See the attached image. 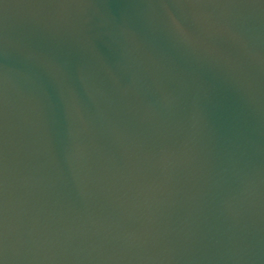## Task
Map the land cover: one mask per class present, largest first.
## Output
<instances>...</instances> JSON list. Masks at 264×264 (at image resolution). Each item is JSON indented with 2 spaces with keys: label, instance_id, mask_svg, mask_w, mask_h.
<instances>
[{
  "label": "water",
  "instance_id": "95a60500",
  "mask_svg": "<svg viewBox=\"0 0 264 264\" xmlns=\"http://www.w3.org/2000/svg\"><path fill=\"white\" fill-rule=\"evenodd\" d=\"M0 264H264V0H0Z\"/></svg>",
  "mask_w": 264,
  "mask_h": 264
}]
</instances>
